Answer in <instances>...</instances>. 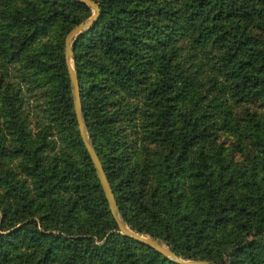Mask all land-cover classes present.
<instances>
[{
	"label": "trees",
	"instance_id": "16d2710c",
	"mask_svg": "<svg viewBox=\"0 0 264 264\" xmlns=\"http://www.w3.org/2000/svg\"><path fill=\"white\" fill-rule=\"evenodd\" d=\"M71 41L125 224L181 258L264 264V0H94ZM91 9L0 0V264H180L117 230L63 54Z\"/></svg>",
	"mask_w": 264,
	"mask_h": 264
},
{
	"label": "water",
	"instance_id": "95a60500",
	"mask_svg": "<svg viewBox=\"0 0 264 264\" xmlns=\"http://www.w3.org/2000/svg\"><path fill=\"white\" fill-rule=\"evenodd\" d=\"M86 5H88L91 9V12L89 16L84 19L83 21L73 25L64 35L63 38V54H64V60L67 67L68 77L70 81L71 86V99H72V105H73V111L75 114V119L77 123V129L79 132L80 139L88 153V156L90 158V161L92 163V166L94 168L96 177L98 179V182L100 184L101 190L104 194L108 209L115 221V224L117 226V230L120 233H123L131 238H134L140 242H143L152 248L156 249L158 252L163 254L165 257L176 261L180 264H216L215 262H212L207 259L203 258H181L179 257L172 249H170L168 246H166L163 242H161L159 239L152 237L150 235L136 232L130 229L125 222L122 219V216L118 210V207L116 205L115 198L113 196V193L111 191L109 182L105 176V173L103 171L102 165L99 161V158L93 149L91 142L88 138V135L86 133L84 120L82 117V111H81V103L79 98V89H78V81L76 74L74 72L72 62H71V41L72 39L84 28L90 26L94 23L98 12L99 7L97 3L94 0H78Z\"/></svg>",
	"mask_w": 264,
	"mask_h": 264
}]
</instances>
